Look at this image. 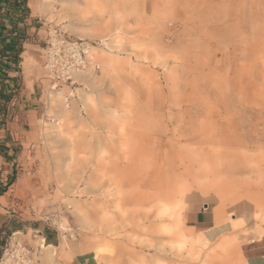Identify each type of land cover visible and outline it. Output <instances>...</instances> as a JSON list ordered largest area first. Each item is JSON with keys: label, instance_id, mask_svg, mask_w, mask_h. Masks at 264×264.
<instances>
[{"label": "rangeland", "instance_id": "obj_1", "mask_svg": "<svg viewBox=\"0 0 264 264\" xmlns=\"http://www.w3.org/2000/svg\"><path fill=\"white\" fill-rule=\"evenodd\" d=\"M109 1L0 0V57L9 34L22 39L26 84L43 85L28 118H6L13 97L0 93V258L16 233L41 252V264H133L137 256L101 236L103 212L116 215L110 204L97 205L100 189L105 199L126 200L129 214L111 228L132 234L135 250L155 252V234L135 222L149 230L162 224L153 218L156 199L175 193L187 239L180 261L222 264L225 239L232 263L246 264L240 246L264 235V0H117L123 16L104 24L93 9L111 11ZM55 28L90 41L99 65L93 73L101 80L90 88L77 77L74 86L55 87L70 123L49 99L42 69ZM107 55L119 60L125 81L109 83ZM58 123L62 134L47 128ZM8 128L22 134L11 137ZM72 190L81 191L76 205L66 200ZM240 201L248 204L245 218L233 206ZM192 209L215 215L214 227H189Z\"/></svg>", "mask_w": 264, "mask_h": 264}, {"label": "bare ground", "instance_id": "obj_2", "mask_svg": "<svg viewBox=\"0 0 264 264\" xmlns=\"http://www.w3.org/2000/svg\"><path fill=\"white\" fill-rule=\"evenodd\" d=\"M84 1H87V0H84ZM116 1L117 0H110L109 1L112 3V5H111L112 10L111 11L106 10V6H104L103 8H99V7L97 8L96 7L93 9V15L96 17V19L103 20L104 24L109 22V21H113L115 19H118V20L121 19V17L123 16V13L118 8V6L116 5V3H117ZM42 2H44V1H42ZM48 5H49L48 3H45L44 5L42 4L41 10L42 11H48ZM108 39H102L101 40L102 44H104L106 47L109 44L110 45L113 44L112 42L106 43L105 41H107ZM112 56H113V54H112ZM102 61L104 64V68H106L108 71L114 72L112 75H110L111 79H110L109 83L111 85H113V83H115V82H118V80H120V79L124 80V81L126 80V78L123 77V75H121V73H120L122 67H120V68L117 67V65L119 63L118 59L107 55V56L103 57ZM27 66H28V62L26 61V62H24V68L27 69ZM132 68H134V67L132 66ZM135 70H137V69H135ZM134 73H136V72H134ZM139 75H141V74H139ZM141 76H143V74ZM77 77L80 80H83L87 84V87H89V88L91 86L95 85L96 81L98 79L101 80L99 76H97L93 73V71L88 72V73L79 72L77 74ZM117 85H118V83H117ZM49 88L51 91H48L49 92L48 96H49V99H51L53 101L52 103L57 104L58 110L56 112L61 116V119H64L68 123H70L69 120L70 121L73 120V118L71 116L72 113H71V111H69L67 109V106L65 104L66 98H64V96L62 95L63 90L62 89H56V88H54V86H51V85H49ZM78 91L81 94H83L84 97H86V98L89 96L88 92L84 91L82 88ZM83 103H84V101H83ZM47 128L52 129V131H54L57 134H62V128H61V126H59V123L57 125L51 124ZM73 140L70 138L71 143L74 142ZM74 187H77V185H74ZM80 192H81L80 190H76V191L72 190L71 193L73 196L71 198H66V200H70L74 205H76V203L79 199H77V196L75 194H79ZM96 192H98V194H99V195L96 194V197L94 198V200L97 202V205H103L104 209H106V207L110 206L111 209H113V211H111L110 215H116V218L117 217L125 218L126 215L129 214L127 212V210H131V209H124L123 208L124 202L126 201L125 199H119V198L117 199V197H113V199L108 200V199H105L106 196L102 195L103 192L100 189L96 190ZM116 193H113L112 196L119 195L118 192H116ZM174 198H175V193H172V194L166 193V194L161 195V197H159L158 199H156L157 200L155 202L156 203L155 204L156 212L154 213L153 218L158 219L160 221H163V223L160 224L159 226L154 225L149 230L148 225H146L145 223L139 222L140 219L135 222L136 223L135 225L139 229H141L144 232L151 231L156 236L157 242L155 244L150 243V245H149L150 247H152L154 249L155 252L150 254L149 256L146 254H143L141 252V250H135L134 247L129 246L127 244V242H130V244L134 243V241L131 239L133 237L132 234H128V233L122 234V233L117 232V231L112 232L114 227L112 229L111 225L113 224V226H114V224L115 223L117 224L118 221L114 216H108V210L107 209L105 210L107 212H103V214L101 215V219H102L103 223H105L107 225V228L104 229L103 233L101 234L102 238L104 239L106 237H110V238L115 239L117 242L122 243L124 254L128 253V256H130V255L137 256V258L134 260L133 264H148L147 259H150L149 262H153L154 264H186L187 262L183 263L182 261H180V259L183 257L182 246L187 242V239H186L184 230L182 228V225H183L182 216L176 210L177 206L180 204ZM108 204H110V205L108 206ZM259 217L261 218V220L264 223V213H261V215H259ZM98 221H100V219H98ZM124 222L126 223V221H124ZM109 226H110V228H109ZM122 227H123V225H121V229H122ZM134 239H135V236H134ZM139 240L142 241V239H139ZM153 240H155V239H153ZM226 243L227 242L225 241V239H223L222 242L220 243V248L222 249L223 252L221 255H218L217 258L218 257L223 258V261L221 262L222 264H233L232 258L234 256L231 257V255H230L231 252H228V249L226 250V248H225L227 245ZM48 246H50V244ZM156 252H158V253H156ZM45 254L48 256L49 261H53V259H52L54 256V250L53 249L46 251ZM40 255H41V252H40ZM187 255H188V257L185 256L186 261H189L190 259L192 260L194 258L193 257L194 254L191 251V249H190V251H188ZM214 258H215V256L212 255L209 259L213 260ZM39 260L41 263L40 256H39ZM160 261H163V262H160Z\"/></svg>", "mask_w": 264, "mask_h": 264}, {"label": "built area", "instance_id": "obj_3", "mask_svg": "<svg viewBox=\"0 0 264 264\" xmlns=\"http://www.w3.org/2000/svg\"><path fill=\"white\" fill-rule=\"evenodd\" d=\"M90 41L71 37L55 28L45 42L42 69L51 86L63 84L74 86L79 72L88 73L98 69ZM38 249L25 245L16 233L9 236V246L0 258V264H41Z\"/></svg>", "mask_w": 264, "mask_h": 264}, {"label": "crops", "instance_id": "obj_4", "mask_svg": "<svg viewBox=\"0 0 264 264\" xmlns=\"http://www.w3.org/2000/svg\"><path fill=\"white\" fill-rule=\"evenodd\" d=\"M24 52L25 51L22 50L17 56H15L14 51L5 50L0 57V89H3L0 93L8 91V96L13 97L9 100L6 111L7 114L5 116L6 118L8 117L12 119V116L14 115V118L15 114H18L23 118H28L40 106L43 85L37 82H33L31 86L26 84L22 65ZM13 105L17 111L15 113L12 112L11 114L10 108ZM11 123L13 124L14 122ZM6 130L8 132L7 134L14 138L18 133L22 134V132H18V130H10L9 128ZM9 183H11V181H9ZM3 193H5V188L0 190V195ZM233 206L237 212H240V216L245 218V209L248 207V204L240 201ZM205 214L206 213L203 209L202 211H200V209H192L187 215V225L189 227L203 225L207 226L209 229L213 228V225H215L216 222L215 215L211 213L209 215ZM240 253L241 258L246 264H264V235L257 239L243 242L240 246Z\"/></svg>", "mask_w": 264, "mask_h": 264}, {"label": "trees", "instance_id": "obj_5", "mask_svg": "<svg viewBox=\"0 0 264 264\" xmlns=\"http://www.w3.org/2000/svg\"><path fill=\"white\" fill-rule=\"evenodd\" d=\"M12 8V7H10ZM13 8H18V5L17 6H13ZM20 15V14H19ZM19 15H15L17 17H19ZM28 21V20H27ZM1 26H3L4 24L3 23H0ZM2 31V29L0 28V32ZM19 41V42H18ZM22 41V39H18L15 35H10L9 34V38H8V43L5 44V48H4V51L5 50H8V51H14L15 53V56H17L22 50L20 49V47L17 48V45H20V42ZM19 43V44H18ZM3 51V52H4ZM17 59V57H16Z\"/></svg>", "mask_w": 264, "mask_h": 264}]
</instances>
